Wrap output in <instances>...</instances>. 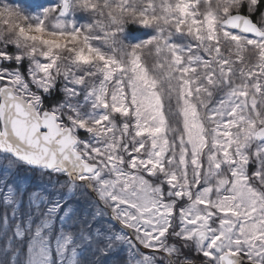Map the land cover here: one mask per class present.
I'll use <instances>...</instances> for the list:
<instances>
[{"label":"snow or ice","instance_id":"obj_1","mask_svg":"<svg viewBox=\"0 0 264 264\" xmlns=\"http://www.w3.org/2000/svg\"><path fill=\"white\" fill-rule=\"evenodd\" d=\"M0 264H264V0H0Z\"/></svg>","mask_w":264,"mask_h":264}]
</instances>
